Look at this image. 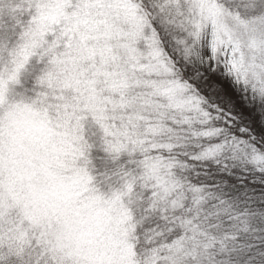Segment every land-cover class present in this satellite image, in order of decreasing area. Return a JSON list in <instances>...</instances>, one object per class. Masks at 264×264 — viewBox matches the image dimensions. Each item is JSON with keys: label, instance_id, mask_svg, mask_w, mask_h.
<instances>
[{"label": "snow or ice", "instance_id": "1", "mask_svg": "<svg viewBox=\"0 0 264 264\" xmlns=\"http://www.w3.org/2000/svg\"><path fill=\"white\" fill-rule=\"evenodd\" d=\"M0 264H264V0H0Z\"/></svg>", "mask_w": 264, "mask_h": 264}]
</instances>
